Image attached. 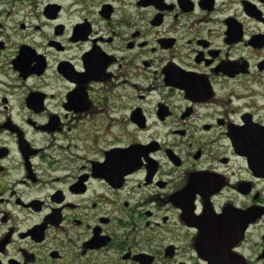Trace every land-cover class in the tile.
<instances>
[{
  "label": "flooded vegetation",
  "instance_id": "obj_1",
  "mask_svg": "<svg viewBox=\"0 0 264 264\" xmlns=\"http://www.w3.org/2000/svg\"><path fill=\"white\" fill-rule=\"evenodd\" d=\"M0 264H264V0H0Z\"/></svg>",
  "mask_w": 264,
  "mask_h": 264
}]
</instances>
